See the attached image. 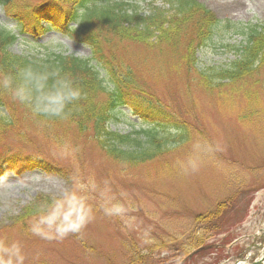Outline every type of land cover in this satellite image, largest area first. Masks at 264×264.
Here are the masks:
<instances>
[{
    "label": "trees",
    "instance_id": "1",
    "mask_svg": "<svg viewBox=\"0 0 264 264\" xmlns=\"http://www.w3.org/2000/svg\"><path fill=\"white\" fill-rule=\"evenodd\" d=\"M0 8L16 24L12 29L0 26V179L6 171L17 175L40 170L75 182L73 165L81 167L90 148L126 168L159 162L189 145L196 133L211 149L207 137L189 120L193 111L180 109L178 114L167 102L178 101L185 92L193 96L192 84L206 96L225 98V104L233 95L242 97L247 106L239 118L243 123L257 120L263 112L256 92L241 87L264 69V20L236 49L228 67L201 72L196 68L197 52L215 37L220 21L197 0H164L162 7L151 6L147 15L124 0H0ZM49 30L87 46L90 57L10 51L19 38L26 41L27 34L37 38ZM133 48L139 54L131 59ZM173 78L183 80L182 93L176 91ZM168 81L174 87L156 84ZM70 92L77 95L69 99ZM124 107L145 128L127 135L110 131L114 114L123 113ZM50 152L64 161H56ZM245 193L239 190L211 211L193 215L179 237L154 242L148 251L128 247L121 264H190L187 258L193 251L243 220L249 205ZM53 203L48 200L49 207ZM43 214L26 208L12 226L29 236L33 220ZM74 238L84 252H96L78 235ZM155 250L167 255L156 260Z\"/></svg>",
    "mask_w": 264,
    "mask_h": 264
},
{
    "label": "rangeland",
    "instance_id": "2",
    "mask_svg": "<svg viewBox=\"0 0 264 264\" xmlns=\"http://www.w3.org/2000/svg\"><path fill=\"white\" fill-rule=\"evenodd\" d=\"M124 1L143 15L149 14L151 6L164 5V0H156L153 5V0ZM197 1L215 15L220 25L215 37L197 52L196 68L201 72L209 67L226 68L250 31L263 22L264 0ZM226 22L232 23L230 27H225ZM0 26H16L1 8ZM27 35L28 40L19 38L10 47L13 54L90 57L87 46L55 30L37 38ZM138 54L133 48L130 58ZM172 80L178 83L176 91L182 93L183 80ZM156 84L174 87L169 81ZM241 88L256 92L258 108L263 111L250 123L239 119L247 106L237 95L225 104V98L206 96L192 84L193 96L185 92L176 102L167 100L178 114L180 109L193 111L189 120L207 137L212 150L197 140L196 133L184 148L159 162L136 168L114 164L95 148L87 149L84 164L73 165L75 182L41 171L20 175L6 171L0 179V264H121L129 254L125 251L128 247L148 251L154 242L181 236L190 227L193 215L213 209L216 202L239 190L248 192L246 200L250 201L243 220L209 240L220 246V257L215 253L196 255L192 264L251 263L258 259V251L264 254V69ZM122 110L114 114L110 131L127 135L145 128L127 109ZM50 155L64 161L55 152ZM48 200H54L51 207ZM33 207L44 214L33 220L29 236H24L12 222ZM74 235L96 252H84ZM153 254L156 260L167 255L156 250Z\"/></svg>",
    "mask_w": 264,
    "mask_h": 264
},
{
    "label": "clouds",
    "instance_id": "3",
    "mask_svg": "<svg viewBox=\"0 0 264 264\" xmlns=\"http://www.w3.org/2000/svg\"><path fill=\"white\" fill-rule=\"evenodd\" d=\"M76 95H77V94H76L75 92H70L68 98H69V99H72V98H74Z\"/></svg>",
    "mask_w": 264,
    "mask_h": 264
},
{
    "label": "bare ground",
    "instance_id": "4",
    "mask_svg": "<svg viewBox=\"0 0 264 264\" xmlns=\"http://www.w3.org/2000/svg\"><path fill=\"white\" fill-rule=\"evenodd\" d=\"M240 264H242V263H240Z\"/></svg>",
    "mask_w": 264,
    "mask_h": 264
}]
</instances>
